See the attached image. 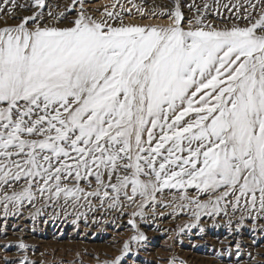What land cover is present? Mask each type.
Here are the masks:
<instances>
[{
	"label": "snow or ice",
	"instance_id": "6c2138e0",
	"mask_svg": "<svg viewBox=\"0 0 264 264\" xmlns=\"http://www.w3.org/2000/svg\"><path fill=\"white\" fill-rule=\"evenodd\" d=\"M130 2L97 19L87 0H0V264H45L10 222L97 213L130 217L99 262L126 264L158 206L264 264L241 258L264 237V0ZM133 9L168 23H126Z\"/></svg>",
	"mask_w": 264,
	"mask_h": 264
},
{
	"label": "rangeland",
	"instance_id": "374dc122",
	"mask_svg": "<svg viewBox=\"0 0 264 264\" xmlns=\"http://www.w3.org/2000/svg\"><path fill=\"white\" fill-rule=\"evenodd\" d=\"M115 3L116 0H87L86 6L92 16L103 19L102 12L105 6H109L111 10L110 6ZM120 3L125 7H132L130 0H120ZM135 3L144 6L151 4L144 0H135ZM162 3H169V0ZM160 4L155 3L153 7ZM116 11H119V8ZM125 22L168 23L164 19H143L136 14L135 9L131 18H125ZM216 22L219 23V21ZM162 199L168 203L173 201L174 197L170 193H165ZM157 211L162 215L137 221L140 229L148 236V240L141 242L140 245L133 244L130 258H125L126 264H169L170 260H174L177 264H236L238 257L235 255V250L229 255L223 251L224 246L220 243L227 235L225 228H211V222L205 218L204 232H200L198 228H192L181 234L180 227L190 222L187 209L184 214L179 212L173 214L172 208L158 206ZM73 219L72 216L59 219L45 217L38 218L34 224L27 218L10 222L22 227V231L19 228L13 231L10 227L7 239L12 241H18V238L24 239L34 246V251H30L28 255L32 259L44 261L45 264H99L119 255L123 243L134 234L132 226L128 224L130 219L128 216L115 221L112 215L105 216L103 213H97L95 216L89 214L86 221L80 219L73 223ZM253 235H255V246L244 249L241 258L245 261L248 260L246 253L249 251L254 254L264 252V237L259 234ZM243 239L248 245H253V236L245 233ZM4 240L5 238L0 236V244L4 243ZM8 254L15 257L22 253L13 248ZM256 259L264 261V256H257Z\"/></svg>",
	"mask_w": 264,
	"mask_h": 264
},
{
	"label": "bare ground",
	"instance_id": "6f19581e",
	"mask_svg": "<svg viewBox=\"0 0 264 264\" xmlns=\"http://www.w3.org/2000/svg\"><path fill=\"white\" fill-rule=\"evenodd\" d=\"M144 1L151 3L149 6H146L147 8L151 9L153 7V4H155V3H157V4L158 3L163 4L162 2H164L165 0L164 1L163 0H156V1H154V0H144ZM52 2H54L53 4H55L57 2L63 4V3L66 2V0H52Z\"/></svg>",
	"mask_w": 264,
	"mask_h": 264
}]
</instances>
